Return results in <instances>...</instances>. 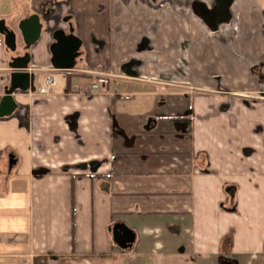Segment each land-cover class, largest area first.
<instances>
[{"label": "crops", "instance_id": "0c3cea01", "mask_svg": "<svg viewBox=\"0 0 264 264\" xmlns=\"http://www.w3.org/2000/svg\"><path fill=\"white\" fill-rule=\"evenodd\" d=\"M34 14L25 48L0 33V104L15 57L35 73L0 113V264H264V0L0 9ZM57 30L81 41L71 69Z\"/></svg>", "mask_w": 264, "mask_h": 264}, {"label": "water", "instance_id": "95a60500", "mask_svg": "<svg viewBox=\"0 0 264 264\" xmlns=\"http://www.w3.org/2000/svg\"><path fill=\"white\" fill-rule=\"evenodd\" d=\"M20 34L23 43L30 44L38 39L42 24L39 16L34 14L31 17L24 19L20 25ZM0 33L4 35V42L11 50L17 49L16 32L10 29L3 19H0ZM55 42L51 46L52 58L51 64L58 69H71L75 58L79 54V47L81 45L80 39L72 33H65L63 30H57L54 33ZM29 55L27 53L15 57L10 63L13 68L10 73L11 89L8 91L0 104V113H10L15 105L12 100L11 91L13 89L26 90L33 82L35 73L27 70ZM120 232L114 233V237L119 238Z\"/></svg>", "mask_w": 264, "mask_h": 264}, {"label": "built area", "instance_id": "2783aa9c", "mask_svg": "<svg viewBox=\"0 0 264 264\" xmlns=\"http://www.w3.org/2000/svg\"><path fill=\"white\" fill-rule=\"evenodd\" d=\"M55 85V73L52 70L47 71L45 74L43 81L41 83V87L39 91L41 93H49L53 90V87ZM96 84H92V88H95ZM28 261H24V263H27ZM39 264H56V262L53 259H47L46 261L39 263Z\"/></svg>", "mask_w": 264, "mask_h": 264}, {"label": "rangeland", "instance_id": "374dc122", "mask_svg": "<svg viewBox=\"0 0 264 264\" xmlns=\"http://www.w3.org/2000/svg\"><path fill=\"white\" fill-rule=\"evenodd\" d=\"M10 1L11 2H17V3L23 2V0H10ZM2 5H4V0H0V9L2 8ZM19 25H20V23L17 26L12 25V27L13 26L16 27V28H14V31L17 32V34H18V36L16 37V44H17V46L21 45V43L23 42L22 39H21ZM232 26L235 27V25H232ZM73 77H75V76H73ZM91 79H93L94 81H97L98 83L101 82L100 81L101 78H91Z\"/></svg>", "mask_w": 264, "mask_h": 264}, {"label": "flooded vegetation", "instance_id": "af4514ba", "mask_svg": "<svg viewBox=\"0 0 264 264\" xmlns=\"http://www.w3.org/2000/svg\"><path fill=\"white\" fill-rule=\"evenodd\" d=\"M10 29H13L14 30V28L13 27H10L9 25H7ZM21 47H23V48H25L26 46H27V44H25V43H21V45H20Z\"/></svg>", "mask_w": 264, "mask_h": 264}, {"label": "trees", "instance_id": "16d2710c", "mask_svg": "<svg viewBox=\"0 0 264 264\" xmlns=\"http://www.w3.org/2000/svg\"><path fill=\"white\" fill-rule=\"evenodd\" d=\"M37 263H38V261H37Z\"/></svg>", "mask_w": 264, "mask_h": 264}]
</instances>
